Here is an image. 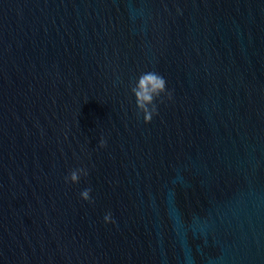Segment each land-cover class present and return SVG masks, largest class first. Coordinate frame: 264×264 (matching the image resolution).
<instances>
[{"label": "water", "instance_id": "1", "mask_svg": "<svg viewBox=\"0 0 264 264\" xmlns=\"http://www.w3.org/2000/svg\"><path fill=\"white\" fill-rule=\"evenodd\" d=\"M0 264H264V0H0Z\"/></svg>", "mask_w": 264, "mask_h": 264}, {"label": "clouds", "instance_id": "2", "mask_svg": "<svg viewBox=\"0 0 264 264\" xmlns=\"http://www.w3.org/2000/svg\"><path fill=\"white\" fill-rule=\"evenodd\" d=\"M166 80L165 78L153 71L142 73L137 83L131 88L132 93L135 96L136 106L140 112L143 113V119L145 123H150L154 115L157 114V105L155 101L161 96V94L166 93ZM170 96V94H169ZM101 146H104V141L102 140ZM81 175H87L85 169L73 170L66 181L70 180L72 183H78ZM91 189L87 188L83 190L80 195L85 201H90ZM105 222L111 221V213H108L104 217Z\"/></svg>", "mask_w": 264, "mask_h": 264}]
</instances>
